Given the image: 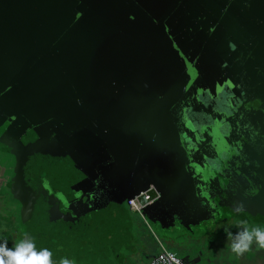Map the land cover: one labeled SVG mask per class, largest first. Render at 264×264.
Wrapping results in <instances>:
<instances>
[{
  "label": "water",
  "instance_id": "1",
  "mask_svg": "<svg viewBox=\"0 0 264 264\" xmlns=\"http://www.w3.org/2000/svg\"><path fill=\"white\" fill-rule=\"evenodd\" d=\"M257 3L0 0V144L60 145L79 190L91 183L90 194L106 201L74 218L80 224L124 213L153 186L143 218L166 236L212 230L231 216L217 194L231 187L210 178L221 166L193 170L194 156L226 134L220 92L239 88L224 71L240 36L254 34ZM248 199L261 203L264 193Z\"/></svg>",
  "mask_w": 264,
  "mask_h": 264
},
{
  "label": "flooded vegetation",
  "instance_id": "2",
  "mask_svg": "<svg viewBox=\"0 0 264 264\" xmlns=\"http://www.w3.org/2000/svg\"><path fill=\"white\" fill-rule=\"evenodd\" d=\"M253 12L259 19L258 24L253 28L254 34L250 37L240 36L241 47L236 56H231L232 63L224 71L239 88L238 92L236 89L224 86L223 90L227 89L226 94L223 91L220 92L222 103L225 104L224 108L227 109L226 113L222 115V119L225 120L226 131L224 132L226 134L221 133L222 135L216 137L214 141L211 140L206 145L207 147L205 146V151L202 150L201 153L195 155L192 167L196 171L200 165L206 167L209 163L221 166L219 175L213 168L211 169L210 178H214L220 183L228 182L229 188L231 187L230 191L221 189L222 192H217L218 195L222 193L219 197L226 198L227 196V202L230 201L229 206L223 207L222 215L228 213L231 216L220 219L215 225L216 227H222L232 222L236 223V218L244 220L243 224H250L253 218L243 208V204L246 202L264 208V200L263 203H256L248 199L251 195L259 196L261 190L264 193V0H258ZM256 29L257 31H255ZM236 44L238 45V43ZM233 103L236 109H234ZM187 110L188 107L185 117L188 116ZM179 113L180 110H178L180 117ZM220 123L223 122L218 119V126ZM184 141L186 145L189 144L186 138ZM0 147L10 148V146L2 144ZM18 147H20L19 153L17 152L19 156H14L19 161L27 162L30 166L29 174L25 178L30 182V187L25 186L24 180L10 186L8 183L10 170L0 166V208H8L5 206L4 199L7 195L2 193L4 192L2 188L5 189L8 185L9 189L13 190L17 196V201L13 200L12 206L31 208L43 213L46 210L49 211V208H55L53 217L72 225H80L74 219L77 216L84 215L85 212L91 215L92 212L100 211L105 207L106 201L102 199L99 192L95 194L96 196L90 194L91 183L87 186L86 194L79 190L78 183L81 179L76 173L77 166L54 140L48 138L35 144ZM7 148L2 152L7 153ZM212 158L220 160L221 163H216L217 160H212ZM35 175L39 176L42 182L37 184L33 179ZM254 179H258L259 183H254ZM241 181H253L254 184L247 189L234 190ZM33 194L38 195L37 199L31 198ZM124 208L125 214L108 213L102 215V219L93 218L92 221L89 220L84 225H91L98 232H117L118 229L123 228L122 226L126 222L133 225L130 218L132 212L130 207L126 204ZM258 217H264L262 211Z\"/></svg>",
  "mask_w": 264,
  "mask_h": 264
},
{
  "label": "rangeland",
  "instance_id": "3",
  "mask_svg": "<svg viewBox=\"0 0 264 264\" xmlns=\"http://www.w3.org/2000/svg\"><path fill=\"white\" fill-rule=\"evenodd\" d=\"M7 147H0V166L2 168L5 167L6 170H10V175H9V185L11 186L14 183H21V181H25V186L26 187H30V182L25 179L28 174H29V170H30V166L28 165L27 162H23V161H19L17 160V157H15L14 155H18L20 149L18 148H14L12 146H10V148H7V153H3L2 150H6ZM14 149V150H13ZM17 150V151H15ZM18 152V153H17ZM5 170V171H6ZM7 172V171H6ZM40 177L35 175L33 177V179L36 181L37 184H39L40 182H42V180L39 179ZM7 186V188L3 189L2 188V193H4L5 195H7L5 199V206H7L8 208L6 209V207H1L0 208V233L3 232V234H5L6 236H11L14 241H17V244H19L22 240L20 239V236L23 237V241H31L34 244V250L37 252H40L42 250V248L39 245V239H43L45 236H47L46 238L49 240L48 242H52L55 243L57 246L61 243V241H63L64 243L66 242V237L64 235L61 234L60 230L62 229L61 227L57 226V224L54 222V220L58 219L56 217H51L49 218V220H45V222L48 224L43 225L45 227V229L43 227H36L33 228L32 224L37 220L32 216V211H30V209H26L25 207L20 206V208H16L15 206H12V201L14 200L15 202L17 201V196L15 194V192H13V190L9 189L10 186ZM9 189V190H8ZM38 195L37 194H33L31 196V198L33 199H37ZM243 208L252 216L253 221L250 222L249 225H252L253 228H262L264 229V217L260 218L258 217V214L263 213L264 215V208L256 206L254 204H250V203H244L243 204ZM130 218L132 220L133 223V229L134 232H132V236H134V238H132V244H135L138 248L142 245H144L145 239H149V243H156L157 237H160L159 235L164 234L161 231V228L157 225L154 224L152 222H148L146 221L140 214L138 213H130ZM236 223L238 224L240 227L243 224L242 222L244 220L236 218ZM57 221V220H56ZM58 221H60L58 219ZM43 224V222H42ZM256 226V227H255ZM251 227V226H249ZM60 229V230H59ZM238 231L242 232L241 229H238ZM155 232V234H154ZM182 232V231H180ZM8 233V234H7ZM186 234V233H183ZM0 234V246L2 247H6L7 246V242H8V238L5 236ZM155 235V236H154ZM143 236H145L143 238ZM191 236V235H188ZM54 237V238H53ZM64 238V239H63ZM146 239V241H147ZM165 239L167 241V243L169 244L168 248L171 250H176V248H174V246L171 245V243L174 241V239H176L175 237L169 235V236H165ZM12 244V242H11ZM127 246L124 245L122 252L125 253H129V251L126 249ZM2 252V251H0ZM120 256H115V259L118 261V258ZM133 260H136V262L142 263V264H148V260L149 257L148 256H144L143 255V250L138 249L137 254L135 256L132 257ZM55 260V259H53ZM118 264H128V262L125 261H118Z\"/></svg>",
  "mask_w": 264,
  "mask_h": 264
},
{
  "label": "trees",
  "instance_id": "4",
  "mask_svg": "<svg viewBox=\"0 0 264 264\" xmlns=\"http://www.w3.org/2000/svg\"><path fill=\"white\" fill-rule=\"evenodd\" d=\"M30 211H32V216L37 219L32 227L36 229V227L41 226L45 229L43 226L47 224L45 220L54 216L55 208H49V211L46 210L44 213L34 211L31 208ZM56 220L54 222L62 228L59 230L66 237V239L63 238L66 242L61 241L57 246L55 243L48 242L47 236L43 239L40 238L38 242L42 249L47 248L51 252L52 264H61L62 259L65 258L70 260L72 264H118L120 260L129 262L138 250V247L132 244L131 239L134 238L132 236L133 225L129 222L124 223L122 229L119 227V231L111 233L109 231L98 232L91 225H72ZM0 234L5 235L3 232ZM6 237L8 238L6 248L15 250L18 239L15 242L11 236ZM20 239L23 241V237L20 236ZM124 245L127 246L126 249L129 253L122 252ZM117 255L120 256L118 261L115 259ZM0 257L5 261L8 259L3 252H0Z\"/></svg>",
  "mask_w": 264,
  "mask_h": 264
},
{
  "label": "crops",
  "instance_id": "5",
  "mask_svg": "<svg viewBox=\"0 0 264 264\" xmlns=\"http://www.w3.org/2000/svg\"><path fill=\"white\" fill-rule=\"evenodd\" d=\"M238 229L252 231L255 228L247 223L242 224L240 227L232 222L222 227L215 226L212 230L199 233L195 237L188 236L190 235L188 233L179 234L171 243L176 248L172 251L184 257L189 264H264V247L257 242L255 237L243 252H236L232 249L233 241L236 239L237 234L241 232ZM159 236L168 248L166 235L161 234ZM146 239L143 241L144 245H141L138 249L139 251L140 249L143 250V255L149 257L148 264H151L152 258L161 248L157 240L156 243L150 244L149 239L147 241ZM137 251L134 255L137 254ZM128 264L138 263L131 258Z\"/></svg>",
  "mask_w": 264,
  "mask_h": 264
},
{
  "label": "clouds",
  "instance_id": "6",
  "mask_svg": "<svg viewBox=\"0 0 264 264\" xmlns=\"http://www.w3.org/2000/svg\"><path fill=\"white\" fill-rule=\"evenodd\" d=\"M253 237L264 247V229L257 227L252 231L244 230L238 233L232 243V249L236 252H243L249 247ZM0 251L8 257L6 261L0 257V264H52L49 249L44 248L37 252L34 250V244L30 240L21 241L15 250L0 246ZM61 264H72V262L65 258L62 259ZM177 264H179L178 260Z\"/></svg>",
  "mask_w": 264,
  "mask_h": 264
},
{
  "label": "built area",
  "instance_id": "7",
  "mask_svg": "<svg viewBox=\"0 0 264 264\" xmlns=\"http://www.w3.org/2000/svg\"><path fill=\"white\" fill-rule=\"evenodd\" d=\"M153 189L154 187L152 186L150 189L142 191L140 194L135 195V197L128 201V206L130 207L132 212L138 213L143 217V209L155 200L153 194L150 193V190ZM156 237L161 250L152 258L151 264H177V260L179 261V264H188L183 259V257L180 256V254L175 251L169 250L166 247L165 242L161 240L160 237H158L157 235Z\"/></svg>",
  "mask_w": 264,
  "mask_h": 264
},
{
  "label": "snow or ice",
  "instance_id": "8",
  "mask_svg": "<svg viewBox=\"0 0 264 264\" xmlns=\"http://www.w3.org/2000/svg\"><path fill=\"white\" fill-rule=\"evenodd\" d=\"M233 47H235V46H233Z\"/></svg>",
  "mask_w": 264,
  "mask_h": 264
}]
</instances>
